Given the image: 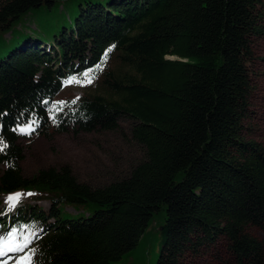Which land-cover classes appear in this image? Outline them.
Instances as JSON below:
<instances>
[{"label":"trees","instance_id":"1","mask_svg":"<svg viewBox=\"0 0 264 264\" xmlns=\"http://www.w3.org/2000/svg\"><path fill=\"white\" fill-rule=\"evenodd\" d=\"M258 37L264 0H5L0 207L15 193L25 201L0 233L27 230L32 264H118L160 214L152 264H182L221 239L237 264H264V243L244 232L264 235V149L240 135ZM85 72L99 92L61 96ZM121 118L144 150L125 178L91 188L67 166L22 175L20 140L110 132ZM64 206L87 214L66 218Z\"/></svg>","mask_w":264,"mask_h":264},{"label":"rangeland","instance_id":"2","mask_svg":"<svg viewBox=\"0 0 264 264\" xmlns=\"http://www.w3.org/2000/svg\"><path fill=\"white\" fill-rule=\"evenodd\" d=\"M76 0H73L75 2ZM5 0H0V6ZM34 23V24H33ZM20 23L21 30L42 28L37 23ZM41 25V24H40ZM51 25V23L49 24ZM19 29V30H20ZM53 33H56L53 30ZM7 36V35H6ZM7 38V37H5ZM7 40V39H6ZM250 62L248 73L250 92L248 96L247 114L241 122L240 135L245 140L257 143L264 149V37L252 38L250 41ZM99 92L92 83L66 84L61 96H80L82 93ZM133 125L129 119L121 118L114 131H97L92 133H65L54 136L51 141L41 138H32L30 141L20 140L24 147L20 169L23 176H31L39 169H58L67 166L79 183L91 188H100L110 182L125 178L130 170L144 159V150L130 138V129ZM17 194V193H16ZM4 197L1 204L0 221L3 216L10 214ZM25 201L21 195L15 208ZM27 205L40 207L47 211L49 204L45 201H26ZM62 215L66 218H77L87 214L83 211H74L71 207H61ZM159 217L150 222L138 248L118 264H152L158 256L160 238L158 230ZM244 232L264 243V235L255 227H245ZM7 233V232H6ZM6 235L4 232L0 236ZM18 236H28L27 230H22ZM14 255V254H13ZM24 255V253H19ZM16 256V255H14ZM182 264H237L228 251L224 240L212 245H204L195 252L184 253ZM15 264L12 259L9 264Z\"/></svg>","mask_w":264,"mask_h":264},{"label":"snow or ice","instance_id":"3","mask_svg":"<svg viewBox=\"0 0 264 264\" xmlns=\"http://www.w3.org/2000/svg\"><path fill=\"white\" fill-rule=\"evenodd\" d=\"M111 49H109L110 51ZM99 68V65L97 66ZM93 77L88 73H84L82 80L73 78L67 81L68 84L79 83L84 86L85 83H91ZM79 98L77 97V100ZM72 103H76L75 100ZM55 119V117H53ZM30 125L27 127H21L18 131L21 134H30ZM2 150V148H0ZM28 195H32L29 193ZM21 199V194L9 195L6 200L9 210L15 208ZM31 243L29 236H18L16 229L11 230L6 236H0V264H9L10 260L15 259V264H32V256L25 253V249ZM34 252V250H33ZM25 253L24 255L14 256L13 254Z\"/></svg>","mask_w":264,"mask_h":264}]
</instances>
